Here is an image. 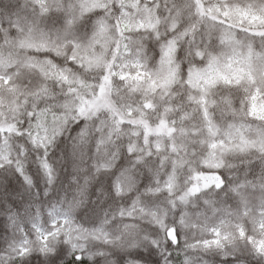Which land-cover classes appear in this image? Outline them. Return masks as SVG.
Listing matches in <instances>:
<instances>
[{
    "label": "clouds",
    "instance_id": "1",
    "mask_svg": "<svg viewBox=\"0 0 264 264\" xmlns=\"http://www.w3.org/2000/svg\"><path fill=\"white\" fill-rule=\"evenodd\" d=\"M192 3L0 0V264H264V118L247 108L264 59L204 85L228 52L202 47ZM137 56L135 91L106 82Z\"/></svg>",
    "mask_w": 264,
    "mask_h": 264
},
{
    "label": "snow or ice",
    "instance_id": "2",
    "mask_svg": "<svg viewBox=\"0 0 264 264\" xmlns=\"http://www.w3.org/2000/svg\"><path fill=\"white\" fill-rule=\"evenodd\" d=\"M192 11L200 21L208 25L207 30L200 35L202 47L208 50V54L212 55V45L228 52L223 61L212 56L211 72L202 77L204 85L214 87L220 80L231 84L232 79L239 83L248 74L249 69L264 59V56L252 46L255 39L264 40V3L242 5L239 0H193ZM239 33H244L251 39L241 40L238 38ZM126 55L131 57V53H126ZM50 64V67H42L39 70L46 77L59 79L61 73L58 72L53 62ZM227 72L232 73V79L226 74ZM145 75L142 59L137 56L124 65H110L106 82L110 84L113 79H119L127 83L130 91H135ZM146 107L151 108V105ZM247 108L254 118H264V91L257 90L250 94L247 98ZM158 131L171 135L174 130L169 127L167 121L162 120ZM217 179L219 183L215 186H221L223 178ZM208 187V182L197 184L192 188L191 194H199L202 189ZM170 235L173 239L177 238L174 233ZM214 235L219 237L221 233L217 231ZM212 242L218 244L220 240L213 239ZM259 248L264 250V242L259 244Z\"/></svg>",
    "mask_w": 264,
    "mask_h": 264
}]
</instances>
